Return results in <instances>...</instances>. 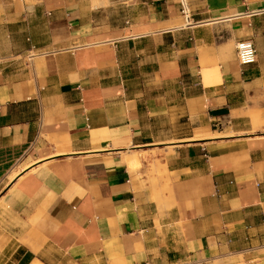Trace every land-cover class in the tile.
I'll return each instance as SVG.
<instances>
[{
    "label": "crops",
    "instance_id": "crops-1",
    "mask_svg": "<svg viewBox=\"0 0 264 264\" xmlns=\"http://www.w3.org/2000/svg\"><path fill=\"white\" fill-rule=\"evenodd\" d=\"M190 7L0 0V182L34 162L0 191L34 230L12 264H264V0Z\"/></svg>",
    "mask_w": 264,
    "mask_h": 264
},
{
    "label": "rangeland",
    "instance_id": "rangeland-1",
    "mask_svg": "<svg viewBox=\"0 0 264 264\" xmlns=\"http://www.w3.org/2000/svg\"><path fill=\"white\" fill-rule=\"evenodd\" d=\"M102 2L113 4L115 2H111V0H102ZM185 24V23H184ZM236 47V43H235ZM264 121L260 120V116L258 114L252 115V124L253 129L255 130L259 125H261ZM230 124L225 123L220 126V129H218L215 134H222L224 136L226 135H240L241 129H242V123L240 120L236 123H234V128H229ZM165 145V144H164ZM156 155V154H155ZM32 160V159H28ZM27 160V161H28ZM25 161V162H27ZM159 162V160H157ZM160 163H158V166ZM22 167H24L23 163L21 165L16 164L11 170L9 171V174H7V178L4 182H0V191L2 190V187L7 184L8 181H10L11 175L16 172L17 170H20ZM164 172L161 170L160 167L152 166V169L150 170V177L151 180H153L155 184L154 193H155V199L160 198V194L162 193L163 189L167 191V185L161 186L160 179L164 177ZM159 196V197H158ZM161 199V198H160ZM31 225H33L34 220L31 218L30 220ZM30 224L24 221L19 220V216L12 214L8 211L7 207L3 203V200H1V193H0V252H3L4 255L10 256V264H12V261L15 259V255L12 254V247L15 246V241L17 243V238H19L21 241L25 240L26 238H31L34 236V230ZM8 242H11L7 249L6 245ZM5 249V250H4ZM12 254V255H11ZM14 264V263H13Z\"/></svg>",
    "mask_w": 264,
    "mask_h": 264
},
{
    "label": "built area",
    "instance_id": "built-area-1",
    "mask_svg": "<svg viewBox=\"0 0 264 264\" xmlns=\"http://www.w3.org/2000/svg\"><path fill=\"white\" fill-rule=\"evenodd\" d=\"M124 3L131 0H120ZM182 17L189 22L191 20L190 0H176ZM236 55L241 65L256 62L257 52L251 39H242L236 43Z\"/></svg>",
    "mask_w": 264,
    "mask_h": 264
},
{
    "label": "bare ground",
    "instance_id": "bare-ground-1",
    "mask_svg": "<svg viewBox=\"0 0 264 264\" xmlns=\"http://www.w3.org/2000/svg\"><path fill=\"white\" fill-rule=\"evenodd\" d=\"M116 1H120V0H111V2H116ZM202 74H203L204 83L206 85H210L212 83L221 81V71H220L219 67H214V68H207L206 67L202 70ZM222 136H224V135L215 134V133L208 134V137H212V138L213 137H222ZM123 159L133 168H135L139 165V160H138L136 154H131V155L125 154L123 156ZM33 163H34L33 160H28L27 162H24L23 163L24 167H22L20 170H17L16 172H14L11 175L10 180H13L16 176H18V174L20 173L21 170H23L24 168H26L27 166H29Z\"/></svg>",
    "mask_w": 264,
    "mask_h": 264
}]
</instances>
